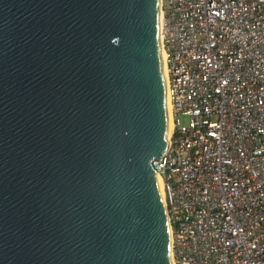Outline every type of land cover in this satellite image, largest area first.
I'll list each match as a JSON object with an SVG mask.
<instances>
[{"label":"water","instance_id":"95a60500","mask_svg":"<svg viewBox=\"0 0 264 264\" xmlns=\"http://www.w3.org/2000/svg\"><path fill=\"white\" fill-rule=\"evenodd\" d=\"M161 0H0V264H175Z\"/></svg>","mask_w":264,"mask_h":264},{"label":"built area","instance_id":"2783aa9c","mask_svg":"<svg viewBox=\"0 0 264 264\" xmlns=\"http://www.w3.org/2000/svg\"><path fill=\"white\" fill-rule=\"evenodd\" d=\"M160 20L174 263L264 264V0H161Z\"/></svg>","mask_w":264,"mask_h":264},{"label":"bare ground","instance_id":"6f19581e","mask_svg":"<svg viewBox=\"0 0 264 264\" xmlns=\"http://www.w3.org/2000/svg\"><path fill=\"white\" fill-rule=\"evenodd\" d=\"M160 25H161V20H160ZM165 70H166V67H165V63H164V72H165ZM165 84H166V88H167L166 76H165ZM166 104H167L168 122H169V136H170L171 133H172V122H171V111H170L171 108H170V105H169L167 89H166ZM157 179H158L160 193H161L162 199L164 200V194H163V188H162V179L160 178L159 175H157Z\"/></svg>","mask_w":264,"mask_h":264},{"label":"rangeland","instance_id":"374dc122","mask_svg":"<svg viewBox=\"0 0 264 264\" xmlns=\"http://www.w3.org/2000/svg\"><path fill=\"white\" fill-rule=\"evenodd\" d=\"M183 119H186V118H182V120H183Z\"/></svg>","mask_w":264,"mask_h":264}]
</instances>
